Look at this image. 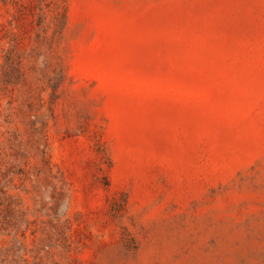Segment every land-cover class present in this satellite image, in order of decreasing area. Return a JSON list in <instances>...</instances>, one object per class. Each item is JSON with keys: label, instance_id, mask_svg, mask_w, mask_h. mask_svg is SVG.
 I'll list each match as a JSON object with an SVG mask.
<instances>
[{"label": "rangeland", "instance_id": "obj_1", "mask_svg": "<svg viewBox=\"0 0 264 264\" xmlns=\"http://www.w3.org/2000/svg\"><path fill=\"white\" fill-rule=\"evenodd\" d=\"M0 264H264V0H0Z\"/></svg>", "mask_w": 264, "mask_h": 264}]
</instances>
